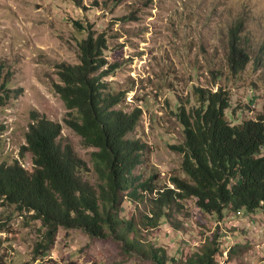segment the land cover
Listing matches in <instances>:
<instances>
[{
	"label": "rangeland",
	"instance_id": "374dc122",
	"mask_svg": "<svg viewBox=\"0 0 264 264\" xmlns=\"http://www.w3.org/2000/svg\"><path fill=\"white\" fill-rule=\"evenodd\" d=\"M239 16L254 44H264V0H0V85L9 80L13 90L0 114V161L32 168L30 154L21 151L36 109L62 125L63 140L90 168L85 178L97 185L94 148L84 147L65 124L67 109L53 84L59 82L56 64H79L80 43L104 35L103 57L119 67L105 78L113 93L124 96L117 108L143 113L131 137L146 142L150 153L137 172L144 179L156 176L158 187L176 189L173 178L190 180L177 148L185 141L178 112L182 104L197 105L195 90L227 91L226 118L233 125L264 112V67L252 60L236 74L229 64L228 27ZM152 198L124 202L121 216L141 222L152 217ZM177 202L172 221L162 217L156 229L140 225L142 242L165 249L169 259L186 260L219 231L224 248L236 249L232 259L224 251L219 264H264V213L209 215L190 199ZM33 216L0 199V258L7 264H155L82 229L60 228L46 250V229Z\"/></svg>",
	"mask_w": 264,
	"mask_h": 264
},
{
	"label": "trees",
	"instance_id": "16d2710c",
	"mask_svg": "<svg viewBox=\"0 0 264 264\" xmlns=\"http://www.w3.org/2000/svg\"><path fill=\"white\" fill-rule=\"evenodd\" d=\"M244 20L239 16L228 27V60L236 74L252 60L264 67V44H254ZM106 42L104 35H89L80 43L79 64L55 65L59 82L53 84L67 109L65 124L81 137L84 147L94 148L90 159L97 185L85 178L90 168L73 145L63 140L62 125L34 109L21 151L23 156L30 154L32 168L18 160L0 161V199L34 213L46 229V250L64 228L113 239L128 254L155 264H219L224 251L232 259L236 249L224 248L219 231L186 260L169 259L165 249L142 242L140 225L156 229L162 217L172 221V207L180 199L192 200L209 215L264 213V112L255 120L233 125L226 118L227 91L195 90L197 105L182 104L178 112L185 141L177 148L184 154L182 169L190 180L175 177L176 189L158 187L156 176L144 179L137 172L150 153L146 142L131 137L143 113L139 108L129 112L117 108L124 96L113 93L105 81L119 69L103 57ZM8 83L0 85V114L13 93ZM4 128L0 125V132ZM1 149L0 145V154ZM151 195L155 207L152 217L143 218L146 222L121 216L124 202L139 204ZM0 264L7 262L0 258Z\"/></svg>",
	"mask_w": 264,
	"mask_h": 264
}]
</instances>
